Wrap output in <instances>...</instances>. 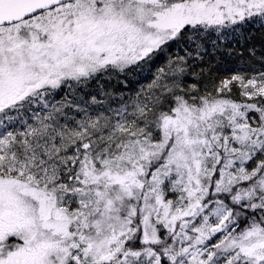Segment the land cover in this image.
<instances>
[{"label": "snow or ice", "instance_id": "obj_1", "mask_svg": "<svg viewBox=\"0 0 264 264\" xmlns=\"http://www.w3.org/2000/svg\"><path fill=\"white\" fill-rule=\"evenodd\" d=\"M0 264H264V0H0Z\"/></svg>", "mask_w": 264, "mask_h": 264}]
</instances>
